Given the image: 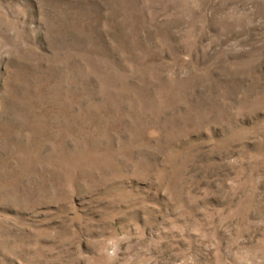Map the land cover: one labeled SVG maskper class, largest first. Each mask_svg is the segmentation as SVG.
<instances>
[{
    "label": "rangeland",
    "instance_id": "1",
    "mask_svg": "<svg viewBox=\"0 0 264 264\" xmlns=\"http://www.w3.org/2000/svg\"><path fill=\"white\" fill-rule=\"evenodd\" d=\"M0 264H264V0H0Z\"/></svg>",
    "mask_w": 264,
    "mask_h": 264
}]
</instances>
